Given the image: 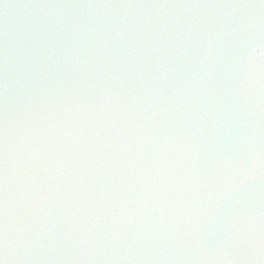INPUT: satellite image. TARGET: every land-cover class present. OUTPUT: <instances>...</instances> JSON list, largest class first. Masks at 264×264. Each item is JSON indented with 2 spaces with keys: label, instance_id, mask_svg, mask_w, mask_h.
<instances>
[{
  "label": "water",
  "instance_id": "water-1",
  "mask_svg": "<svg viewBox=\"0 0 264 264\" xmlns=\"http://www.w3.org/2000/svg\"><path fill=\"white\" fill-rule=\"evenodd\" d=\"M249 40L264 0H0V264H264Z\"/></svg>",
  "mask_w": 264,
  "mask_h": 264
},
{
  "label": "clouds",
  "instance_id": "clouds-1",
  "mask_svg": "<svg viewBox=\"0 0 264 264\" xmlns=\"http://www.w3.org/2000/svg\"><path fill=\"white\" fill-rule=\"evenodd\" d=\"M246 65L242 66V70L246 67L248 70L255 68L261 59H264V43L256 40H249L244 54ZM244 135L235 140L230 150L220 152L225 159H239L246 156V166L252 167L258 163L260 152L261 130L258 126L252 125L246 128ZM224 204L221 203L216 209V219L220 217Z\"/></svg>",
  "mask_w": 264,
  "mask_h": 264
}]
</instances>
